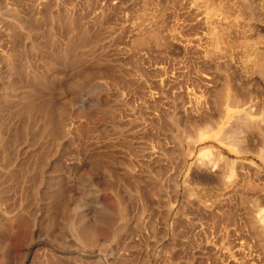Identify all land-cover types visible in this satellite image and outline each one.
<instances>
[{"label":"rangeland","instance_id":"1","mask_svg":"<svg viewBox=\"0 0 264 264\" xmlns=\"http://www.w3.org/2000/svg\"><path fill=\"white\" fill-rule=\"evenodd\" d=\"M258 61L264 0H0V264H264Z\"/></svg>","mask_w":264,"mask_h":264},{"label":"bare ground","instance_id":"2","mask_svg":"<svg viewBox=\"0 0 264 264\" xmlns=\"http://www.w3.org/2000/svg\"><path fill=\"white\" fill-rule=\"evenodd\" d=\"M60 22L62 24H64L69 29L74 28V24H73L74 21H72V20L65 19V20H60ZM73 49H74V44L71 43V44H69V45L66 46L65 52L59 54V56H62L63 58H65L67 62L69 61L71 64L77 65V61H75V60L70 61L68 59L69 58V54H70V52ZM15 65H16V63H15ZM254 66L256 67L258 73L264 78V62H260V61L255 62V65ZM97 75H98V73H94V74L93 73L92 74L91 73H88V74H86L85 75L86 77H84L83 79H81V80H79V81H77V82L74 83V85L72 86L73 89H78L82 84L89 83L90 80H92ZM33 79H34V81L36 83H38L39 86H42V85L44 86L46 84V79L44 78L43 75H36V76L33 77ZM217 97H218L217 98L218 103H219V101H222L223 96H222L221 93H219ZM25 99H26L25 96L22 97V100H25ZM2 108H3L2 107V104L0 103V112H1ZM41 116H42V120L45 123L43 130L45 132H50L51 131V128H50V126H51L50 125L51 113L48 111V108H43L42 109ZM58 124L60 126V125H62V122H59Z\"/></svg>","mask_w":264,"mask_h":264}]
</instances>
